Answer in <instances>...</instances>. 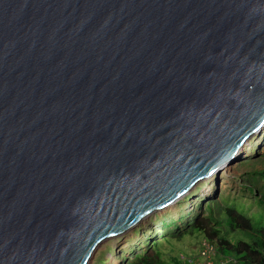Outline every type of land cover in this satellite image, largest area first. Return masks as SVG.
<instances>
[{
    "label": "water",
    "instance_id": "water-1",
    "mask_svg": "<svg viewBox=\"0 0 264 264\" xmlns=\"http://www.w3.org/2000/svg\"><path fill=\"white\" fill-rule=\"evenodd\" d=\"M264 126V0H0V264H89Z\"/></svg>",
    "mask_w": 264,
    "mask_h": 264
},
{
    "label": "trees",
    "instance_id": "trees-1",
    "mask_svg": "<svg viewBox=\"0 0 264 264\" xmlns=\"http://www.w3.org/2000/svg\"><path fill=\"white\" fill-rule=\"evenodd\" d=\"M257 175L260 176L261 180H264V171ZM252 188L253 186H246L242 193L246 192V195H254L256 192ZM261 191L256 198L251 199L244 196L246 199L253 200V203L258 206L255 214L249 216L244 204L239 203L238 198H233V201L225 204L224 209H222V218L213 213L209 199L203 208V212H201L204 198L191 201L189 198L192 193H190L183 198L184 200L176 203L177 208H179V218L173 219L172 215L167 214L160 216V218L155 217L154 227L141 232L138 230L137 235L127 242L132 243V246L124 260L131 259L128 264H165L166 261L162 259L161 252L156 249L157 240L161 239L167 243L170 238L196 233L202 238V243L208 244L213 249L216 258H219V256L224 258V260H220L224 264H264V188ZM184 207L188 209L185 215L180 210ZM184 219L187 220L180 230L176 224ZM170 228L174 232L169 233V236L164 235V231L162 233L160 231V229L169 230ZM243 233L249 234L251 239L241 237L240 234ZM144 243H147L145 249L142 248ZM195 259L193 261L197 260ZM169 261L171 264H179V261L172 257Z\"/></svg>",
    "mask_w": 264,
    "mask_h": 264
},
{
    "label": "rangeland",
    "instance_id": "rangeland-1",
    "mask_svg": "<svg viewBox=\"0 0 264 264\" xmlns=\"http://www.w3.org/2000/svg\"><path fill=\"white\" fill-rule=\"evenodd\" d=\"M237 158L238 159L233 164L227 166L224 170H221L220 172L212 175L210 178L198 183L190 192L192 193V196L189 198L191 201L197 198V200L204 198L201 212H203V208L209 199L212 204L213 213L218 214V217L222 218V209H224L225 204L233 201V198H238V202L244 204L249 216L257 212L258 206L253 203V200L246 199L244 196L251 199L256 198L258 196L257 194L262 192L261 190L264 188V180H261L260 176L257 175L258 173L264 171V126L257 132V134L248 140V142L238 152ZM253 183H255V185H253ZM246 186H253L252 189L255 190L254 192L256 193L254 195H246V192L242 193L244 187L246 188ZM182 200L184 199L181 198L171 206H168L147 217L135 228L128 231L121 237L104 242L96 250L89 264H128V261L131 259L127 261L124 259L130 252L132 243L127 242L131 241L130 239H133V237L137 235L138 230L141 232L142 230L154 227L155 217L160 218V216L167 214L170 216L172 215L173 219H177L179 208H177L176 203ZM185 208L186 207L180 209L183 215L188 212V209ZM186 220L187 219H184L182 222L176 224L180 230L183 228L182 225H184L183 223ZM171 229L172 228L169 230L160 229V231L161 233L164 231V235L169 236V233L174 232L173 229L171 232ZM240 236L251 239V236L247 233L240 234ZM157 242L158 245L156 249L161 252L162 259L166 261L165 264H171L169 261L170 257L178 260L179 264H193L192 262H194L193 259L195 258L197 259H195L196 261H199V252L203 241L196 233L185 236L180 235L179 237L177 236L173 239L170 238L167 243L161 239H158ZM146 244L144 243L142 245L143 249H145ZM214 260L217 263L220 260H224V258L219 256V258L215 257ZM200 261H203V259L200 258Z\"/></svg>",
    "mask_w": 264,
    "mask_h": 264
},
{
    "label": "built area",
    "instance_id": "built-area-1",
    "mask_svg": "<svg viewBox=\"0 0 264 264\" xmlns=\"http://www.w3.org/2000/svg\"><path fill=\"white\" fill-rule=\"evenodd\" d=\"M200 258L203 259V261H200ZM215 255L213 249L206 243L202 244V247L199 252V261L192 262L193 264H224L223 262H215L214 260Z\"/></svg>",
    "mask_w": 264,
    "mask_h": 264
},
{
    "label": "bare ground",
    "instance_id": "bare-ground-1",
    "mask_svg": "<svg viewBox=\"0 0 264 264\" xmlns=\"http://www.w3.org/2000/svg\"><path fill=\"white\" fill-rule=\"evenodd\" d=\"M262 128H263V127H262ZM262 128H261V129H262ZM261 129H260V130H261ZM260 130H259V131H260ZM247 142H248V141H247ZM247 142H246V143H247ZM246 143H245V144H246ZM226 167H227V166H225L222 170H224ZM170 206H171V205H170ZM167 207H168V206H167Z\"/></svg>",
    "mask_w": 264,
    "mask_h": 264
}]
</instances>
